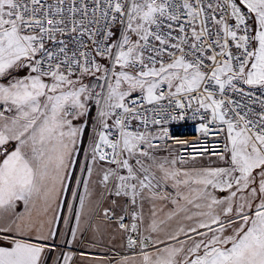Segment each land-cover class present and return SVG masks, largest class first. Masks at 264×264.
Returning a JSON list of instances; mask_svg holds the SVG:
<instances>
[{
  "label": "snow or ice",
  "instance_id": "1",
  "mask_svg": "<svg viewBox=\"0 0 264 264\" xmlns=\"http://www.w3.org/2000/svg\"><path fill=\"white\" fill-rule=\"evenodd\" d=\"M0 264H264V0H0Z\"/></svg>",
  "mask_w": 264,
  "mask_h": 264
},
{
  "label": "crops",
  "instance_id": "2",
  "mask_svg": "<svg viewBox=\"0 0 264 264\" xmlns=\"http://www.w3.org/2000/svg\"><path fill=\"white\" fill-rule=\"evenodd\" d=\"M85 240L89 241L91 240V233H86L85 234ZM93 243H96L97 245H110L116 249L121 248L120 244H121V236L118 233H112L111 229H103L101 231V234L98 235L96 237V239L94 241H92ZM86 244V250L89 252H95L96 254H99L97 252H99V249H94V248H90L88 247L87 243ZM83 245V244H81ZM90 258L89 256H85L84 259H88ZM79 259H81V257H79ZM78 259V260H79Z\"/></svg>",
  "mask_w": 264,
  "mask_h": 264
},
{
  "label": "rangeland",
  "instance_id": "3",
  "mask_svg": "<svg viewBox=\"0 0 264 264\" xmlns=\"http://www.w3.org/2000/svg\"><path fill=\"white\" fill-rule=\"evenodd\" d=\"M82 244L83 245H80V247L78 249H76L77 251H83L89 257L96 255L95 252H89V251L86 250V244L85 243H82ZM94 249H99L100 250L97 253H111L110 256H115L117 253H121V254L124 253V249H122V248L116 249V248H114V247H112L110 245H105V244L104 245H98ZM76 259L78 260L79 256H77Z\"/></svg>",
  "mask_w": 264,
  "mask_h": 264
},
{
  "label": "built area",
  "instance_id": "4",
  "mask_svg": "<svg viewBox=\"0 0 264 264\" xmlns=\"http://www.w3.org/2000/svg\"><path fill=\"white\" fill-rule=\"evenodd\" d=\"M178 134H181V135L187 136L188 138H191L195 133H194V129L189 124L187 126H181L178 129ZM96 255H99V256H110L111 253H99V254H96ZM96 255H94V256H96Z\"/></svg>",
  "mask_w": 264,
  "mask_h": 264
}]
</instances>
